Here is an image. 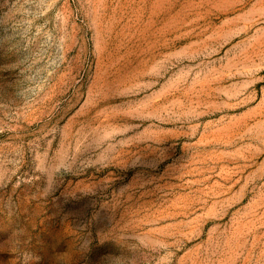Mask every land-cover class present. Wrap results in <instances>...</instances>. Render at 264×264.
Returning a JSON list of instances; mask_svg holds the SVG:
<instances>
[{"label":"rangeland","instance_id":"374dc122","mask_svg":"<svg viewBox=\"0 0 264 264\" xmlns=\"http://www.w3.org/2000/svg\"><path fill=\"white\" fill-rule=\"evenodd\" d=\"M0 264H264V0H0Z\"/></svg>","mask_w":264,"mask_h":264}]
</instances>
